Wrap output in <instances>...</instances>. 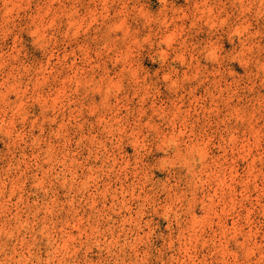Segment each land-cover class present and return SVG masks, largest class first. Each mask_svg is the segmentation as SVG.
<instances>
[{
	"label": "rangeland",
	"instance_id": "374dc122",
	"mask_svg": "<svg viewBox=\"0 0 264 264\" xmlns=\"http://www.w3.org/2000/svg\"><path fill=\"white\" fill-rule=\"evenodd\" d=\"M0 264H264L261 0H0Z\"/></svg>",
	"mask_w": 264,
	"mask_h": 264
},
{
	"label": "clouds",
	"instance_id": "9594fccd",
	"mask_svg": "<svg viewBox=\"0 0 264 264\" xmlns=\"http://www.w3.org/2000/svg\"><path fill=\"white\" fill-rule=\"evenodd\" d=\"M261 4L264 5V0H261ZM160 23H161V25H162L163 27L166 28L167 23H169V21L167 20V18H165L164 20L160 21ZM166 39H167V41H168V43H169V46L171 47V37H167V36H166Z\"/></svg>",
	"mask_w": 264,
	"mask_h": 264
}]
</instances>
